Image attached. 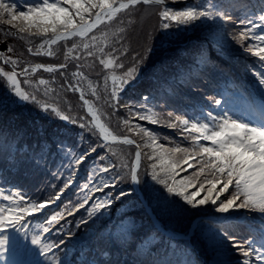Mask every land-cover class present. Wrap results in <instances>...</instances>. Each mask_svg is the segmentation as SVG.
Segmentation results:
<instances>
[{
	"label": "snow or ice",
	"instance_id": "obj_1",
	"mask_svg": "<svg viewBox=\"0 0 264 264\" xmlns=\"http://www.w3.org/2000/svg\"><path fill=\"white\" fill-rule=\"evenodd\" d=\"M260 2L264 5V0ZM233 3L218 0V4L173 9L166 0H42L18 11L15 2L0 0V25L9 26L3 37L30 44L38 38L37 47L27 48L30 57L62 56L58 63H32L10 44L0 50V78L5 84L0 93V141L8 145L0 152V160L7 164V169H0L4 173L0 179L5 185L11 183L9 172L27 165L32 178L47 182L51 189L40 199L0 187V254L15 231L29 236L36 246L21 264H264V244L257 246L264 240V229L238 241L241 227L252 222L228 215L259 212L264 224V126L250 125L237 115L258 109L264 118V9L258 18L246 14L240 30L229 36ZM141 7L145 13L158 14L162 31L155 46L149 33L139 50L131 47L126 33L132 22L126 27L124 17ZM207 21L214 23L207 25L205 39L218 60L212 59L206 44L190 48L184 43L186 33L203 29ZM233 42L258 58L251 68L245 65L253 77L247 85L232 78L220 62H237ZM54 45H59V53ZM149 56L161 66L171 62L174 71L166 78L159 69L149 74L150 67L156 68ZM97 65L108 71L102 92L99 85L88 82L90 95L111 109V116L124 109V128L142 143L118 140L102 122V110L86 98L83 85ZM207 69L227 74L225 83L232 85L230 95L214 89L208 96L210 104L182 91L197 90V81L207 79ZM37 73L49 78L34 81ZM68 91L79 94L90 120L73 114L71 105L66 110L60 107ZM29 104L64 123L52 130L37 128L36 143L25 147L20 141L35 125L31 112L24 111ZM159 106L168 110L161 113L156 110ZM133 121L178 130L190 145L182 147ZM97 130L100 139L94 138ZM162 138L174 146L160 143ZM114 143L134 146V163H113L104 150L118 156ZM142 156L150 161L143 172ZM191 168L196 170L181 175ZM81 172L83 183L77 179ZM74 184L80 191L73 190L62 200ZM81 209L85 214L71 224L66 217ZM49 233L57 239L45 235ZM201 250L210 258L201 259ZM233 250L239 258H233Z\"/></svg>",
	"mask_w": 264,
	"mask_h": 264
},
{
	"label": "rangeland",
	"instance_id": "obj_2",
	"mask_svg": "<svg viewBox=\"0 0 264 264\" xmlns=\"http://www.w3.org/2000/svg\"><path fill=\"white\" fill-rule=\"evenodd\" d=\"M203 1H206V3H202ZM39 3H41V2L37 1L36 5ZM185 4H195L197 6L203 7V6L208 5V4H218V0H177L172 5H174V9H180V8L184 7ZM25 5L26 6L24 8H22L23 11L27 10L28 7H30V6H34L32 4H30L29 6L27 4H25ZM147 15L150 16V14H147ZM151 18L152 19L149 21H147V18H145L143 21V26L138 27L137 24H139V21H138L139 16L136 17V15L134 14L131 16L124 17L126 27H128V24H127L128 21L132 22L130 25L129 31L126 33L128 40L130 41L131 47L142 50V45H143L144 39L146 37L145 35H147L146 30H153L152 33L154 36V39H153L154 42H151V43L153 44V46H155V43L159 38L160 32L162 31V29L160 28L161 21H160L159 16H155V17H151ZM17 23H20V22L17 21ZM197 23H199V22H197ZM3 26L4 27H1L2 29L0 30V37H3L4 31L9 30L8 25L5 24ZM206 32H207V30L205 28L194 31V32H188V33H186V39L184 40V42L189 40V43H193L195 45H198L201 42L200 37H205ZM35 39H38V38H33V40H35ZM5 40L10 41V43L5 41ZM24 41H26V40L14 39L11 37H8V38L3 37V38H0V46L4 45V44H10L17 51V53L23 54V57L25 59L31 60L32 63H37V59L34 57H30L26 51V49L32 45L29 43H23ZM56 51L59 53L60 47L57 48ZM60 59H62V56L58 55V57H56V58H51L50 63H58ZM149 60L156 64L155 69H153L151 67L149 68V74H151L153 71H156V69H159V74L162 75V77H163L167 74L170 75V73L173 71V65L171 62L164 65V66H161L157 62V58L149 56ZM125 63L127 64L128 62L125 61ZM107 71L108 70L103 69L101 66L97 65L96 70L88 74V81L85 82L83 85V87L86 90V98L93 102L94 108H98V109L102 110V112H103L102 119L104 121H106V123L118 135H121L124 138H131V139L135 140L137 143H142V140L139 136H137L134 132H129L127 129L124 128L123 120L125 118H127V113L124 109H120V111L115 116H111L110 115L111 109H109L105 105H102L101 103L97 102L96 98L94 96L90 95V89H88V82L93 83L94 86L99 85L100 86L99 90H101V92H102L104 73ZM117 74L119 75V71L117 72ZM41 78L48 79L49 75L45 74V73H43V74L37 73L33 77V80L37 81L38 79H41ZM57 79H61V78L58 77ZM21 80H22V87H24L27 90V85L23 84V78L22 77H21ZM108 84H109V89H110L111 88V80L108 81ZM4 89H5V84L3 83V78H0V93H3ZM102 95H103V93H102ZM68 105H71L72 108L74 109L73 114H77L81 117H84L86 120H90V117H88V115L86 114V110H85L84 106L82 105V103L79 101L77 95L71 91H68L67 93L64 94L63 102L60 104V107L64 110H66V107ZM159 107L162 109V106H159ZM24 111L26 114H27V112H31V117H32V120L35 121V125L30 127L29 129H27L25 131L24 137L20 142L24 141L25 139L26 140L28 139V142L36 143V141L38 139V137L36 135V129L37 128L44 127V128L49 129V130H52V129H56V128L60 127L64 123L63 121H60L54 115H47V114L39 113L38 110L34 109L33 106L30 104L27 106L26 109H24ZM133 122L138 123L141 126L147 128V124L143 123L142 121H133ZM29 123H31V121ZM94 138L100 139L98 132ZM0 142L4 146H8V145L4 144L2 141H0ZM112 148L117 152L118 156H112V154L107 153L106 150H104V152L109 157V159L112 160L113 163L119 164L120 160H124L130 164L134 163V153H135L134 149L123 147L120 145H114V146H112ZM145 151L146 152L151 151V149H145ZM99 163L103 164L104 162H99ZM145 163L150 164V161H147L145 159ZM143 171H144V167H142L141 172H143ZM83 175L84 174L82 172L78 174L77 179H78L79 183L84 182ZM181 175L186 176L184 174V172L181 173ZM144 178L150 180V176H147ZM73 186H75V184ZM117 187H119V185ZM124 187L125 188L129 187V184L125 183ZM75 190L80 191L79 188H76ZM191 191L194 192V189H191ZM94 195L99 196V195H102V193H97ZM203 195H204V193H201V196H203ZM64 196H66V194H64ZM199 198L200 197H197V199H199ZM115 207H116V205H113V208H115ZM206 207H212V206L207 205ZM193 211H198V209H194ZM20 239H21V237L19 238L17 232L12 231L10 246L15 247V245L18 243V240L20 242ZM24 249L26 250V247H24ZM21 262H23V260H22V257L19 255H13L11 257L0 258V264H21Z\"/></svg>",
	"mask_w": 264,
	"mask_h": 264
},
{
	"label": "trees",
	"instance_id": "obj_3",
	"mask_svg": "<svg viewBox=\"0 0 264 264\" xmlns=\"http://www.w3.org/2000/svg\"><path fill=\"white\" fill-rule=\"evenodd\" d=\"M35 0H5V2L6 3H8V2H15L16 4H17V7H18V11L19 10H23L22 8H24L26 5L25 4H27L28 6L31 4V3H33ZM41 2H42V0H40ZM177 0H166V2H167V4H168V6L169 5H172V4H174L175 2H176ZM170 7V6H169ZM171 8H173L174 9V7H171ZM25 10V9H24ZM25 11H27V10H25ZM147 14H150V16H148ZM135 15H136V17L137 16H139V24H137L138 25V27H140V26H143V21H144V19L145 18H147V21H149V20H151L152 18L151 17H155V16H158V14H152V13H145V11H144V9L141 7V8H139L138 10H137V12L135 13ZM214 22L213 21H210V24L209 25H212ZM215 23H222V21H217V22H215ZM1 27H4L3 25H1L0 26V30L2 29ZM206 30H207V27H206ZM152 31L153 30H146V34L148 35L149 33H152ZM234 32H238V31H234ZM233 32V33H234ZM231 34L232 33H230L229 34V36H231ZM147 35H145V36H147ZM0 38H3V37H0ZM37 40L38 39H35V40H33V42L32 43H34V42H37ZM5 41H7V40H5ZM7 42H9L10 43V41H7ZM151 42H154V40H152ZM23 43H29L28 41H24ZM32 43H31V45H32ZM234 43V42H233ZM245 43H247V41H245ZM30 44V43H29ZM200 44H206L208 47L210 46L211 47V45H210V42H208L206 39H205V37H204V40L203 41H201L198 45H200ZM25 45V44H24ZM188 47H196L197 45H195V44H193V43H187L186 44ZM234 47H235V49L237 50L236 51V56H237V58H239L240 56H243L244 55V53H246V52H244L241 48H240V46L239 45H236L235 43H234ZM16 51V50H15ZM17 52V51H16ZM181 62H183V60H181ZM7 70H10V69H8V68H6Z\"/></svg>",
	"mask_w": 264,
	"mask_h": 264
},
{
	"label": "flooded vegetation",
	"instance_id": "obj_4",
	"mask_svg": "<svg viewBox=\"0 0 264 264\" xmlns=\"http://www.w3.org/2000/svg\"><path fill=\"white\" fill-rule=\"evenodd\" d=\"M3 49V47H2V45L0 46V50H2Z\"/></svg>",
	"mask_w": 264,
	"mask_h": 264
},
{
	"label": "water",
	"instance_id": "obj_5",
	"mask_svg": "<svg viewBox=\"0 0 264 264\" xmlns=\"http://www.w3.org/2000/svg\"><path fill=\"white\" fill-rule=\"evenodd\" d=\"M2 50H5V49H2Z\"/></svg>",
	"mask_w": 264,
	"mask_h": 264
}]
</instances>
